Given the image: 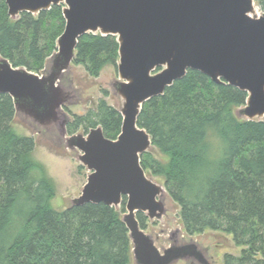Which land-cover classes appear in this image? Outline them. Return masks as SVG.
Segmentation results:
<instances>
[{
	"label": "trees",
	"instance_id": "obj_1",
	"mask_svg": "<svg viewBox=\"0 0 264 264\" xmlns=\"http://www.w3.org/2000/svg\"><path fill=\"white\" fill-rule=\"evenodd\" d=\"M256 2L264 11V0ZM63 6L12 18L0 0V53L15 67L41 71L64 31ZM118 58L117 36L87 33L73 64L97 77ZM246 99V91L189 69L138 116L166 158L148 151L142 166L164 180L180 206L185 232L222 231L242 247L237 256L225 254L224 264H264V120L235 116L234 108ZM15 116L13 98L0 93V264H131L122 220L127 198L119 209L102 202L55 209V182L32 157L35 139L13 129ZM122 121L118 109L101 98L95 108L74 113L67 128L72 134L101 125L115 139ZM137 218L145 229L148 217L140 212Z\"/></svg>",
	"mask_w": 264,
	"mask_h": 264
},
{
	"label": "water",
	"instance_id": "obj_2",
	"mask_svg": "<svg viewBox=\"0 0 264 264\" xmlns=\"http://www.w3.org/2000/svg\"><path fill=\"white\" fill-rule=\"evenodd\" d=\"M5 1L12 18L64 4V31L39 73L15 67L0 53V93L13 98L16 116L77 152L88 169L81 194L70 199L67 208L102 202L119 209L126 197L122 220L135 264H214L207 248L177 239L178 232L171 235L169 246H161L140 226V212L150 221L163 218L170 195L142 166L141 156L153 143L138 125V116L149 99L163 95L193 69L246 91V102L236 115L264 120V11L257 12L255 0ZM87 33L111 34L119 43L118 78L109 83L121 100L118 111L123 118L115 139L106 137L101 125L68 132L71 107L80 101L70 77L72 64L79 39Z\"/></svg>",
	"mask_w": 264,
	"mask_h": 264
},
{
	"label": "rangeland",
	"instance_id": "obj_3",
	"mask_svg": "<svg viewBox=\"0 0 264 264\" xmlns=\"http://www.w3.org/2000/svg\"><path fill=\"white\" fill-rule=\"evenodd\" d=\"M256 5L259 12H262L263 10L257 2ZM117 61L107 64L97 77L90 76L82 65L72 64L70 77L73 79L74 87L80 93V101L71 107L70 112L72 115L95 108L101 98H105L115 108H120L121 100L113 93L109 84L110 81L118 78ZM35 71L40 72V70ZM104 90L109 92L108 96L104 94ZM238 108H234L236 117H238L236 115ZM12 126L17 134L32 136L35 139L36 145L32 157L44 164L48 175L54 180L56 185V195L52 200V206L57 210L66 209L70 199L78 197L81 194L82 187L87 182L89 174L88 169L79 160L78 153L59 145L49 136L41 135L32 126L19 118V116L15 117ZM149 152L158 159H166L154 146ZM148 174L156 182L164 185V180L161 177L154 176L150 172ZM165 201L166 213L163 218L154 221L148 220L146 223L147 227L145 228L146 232L154 235L158 244L169 246L171 244V235L174 232H178L177 239L191 240L207 248L214 264H224L223 257L227 253L235 256L239 255L242 247L236 246L233 237L228 233L207 230L202 234L188 235L184 230L180 217L179 204L170 196ZM131 264H135L133 254L131 256ZM177 264L193 263L191 260H180Z\"/></svg>",
	"mask_w": 264,
	"mask_h": 264
},
{
	"label": "bare ground",
	"instance_id": "obj_4",
	"mask_svg": "<svg viewBox=\"0 0 264 264\" xmlns=\"http://www.w3.org/2000/svg\"><path fill=\"white\" fill-rule=\"evenodd\" d=\"M256 10H257V12L259 13V10L257 9V6H256Z\"/></svg>",
	"mask_w": 264,
	"mask_h": 264
}]
</instances>
